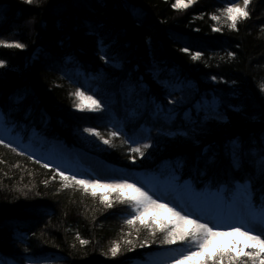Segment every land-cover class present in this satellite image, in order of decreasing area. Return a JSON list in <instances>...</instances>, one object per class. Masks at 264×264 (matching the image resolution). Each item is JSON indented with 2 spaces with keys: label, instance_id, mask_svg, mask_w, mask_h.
Segmentation results:
<instances>
[{
  "label": "trees",
  "instance_id": "16d2710c",
  "mask_svg": "<svg viewBox=\"0 0 264 264\" xmlns=\"http://www.w3.org/2000/svg\"><path fill=\"white\" fill-rule=\"evenodd\" d=\"M230 2L196 0L176 10L175 0H0V40L26 44L24 50L0 47L3 124L24 141H58L103 164L179 178L233 202L226 193L247 173L232 168V142L242 143L248 170L258 169L264 153V0H251L250 16L236 30L223 16L211 19ZM94 87L102 110H78L74 93ZM169 93L188 97L173 120L156 108L173 107ZM197 102L205 105L199 113ZM213 112L224 120L208 118ZM186 113L199 116L195 125ZM85 128L110 140L105 151L86 145L79 135ZM145 143L143 156L130 152ZM12 148L0 145L4 264H135L167 245L162 229L127 223L131 206L118 192L107 199L70 182L64 187L53 179L54 168ZM252 196L259 210L258 184ZM77 236L89 243L81 245ZM49 253L53 261H37Z\"/></svg>",
  "mask_w": 264,
  "mask_h": 264
},
{
  "label": "rangeland",
  "instance_id": "374dc122",
  "mask_svg": "<svg viewBox=\"0 0 264 264\" xmlns=\"http://www.w3.org/2000/svg\"><path fill=\"white\" fill-rule=\"evenodd\" d=\"M196 0H194L195 2ZM193 2V3H194ZM238 3H242V0H236ZM96 87L92 90V93H84V97L77 100V103L83 105V109L78 108L81 111L91 112V102L86 98L88 96L100 102V100L93 94L96 92ZM187 96L182 97V99ZM101 103V102H100ZM101 108L94 112H99ZM208 118H214L218 120H224L222 114L217 112L207 113ZM1 128L4 131H11L9 135L8 144L18 148L20 151H27L28 154L37 159L38 161L47 164L49 167L55 170L62 171L65 175L76 176L77 179L98 181L101 184H113L127 181L133 183L137 187L142 188L153 199L158 200L159 203L167 204L169 208H174L180 212L181 215H187L189 218L198 220L200 223H208L214 230L227 232L230 231L233 226L241 227V230L252 231L253 234H258L261 229L257 227L258 221L253 219L244 208L234 202H227L224 199L222 192L215 190H195L188 181H183L179 178H171L170 180L166 175L161 179V184H157L158 176L155 173H148L147 175L137 173L136 171H124L122 169L103 164L94 159L92 155L86 152L79 151L77 149H70L63 143L52 140L49 143L46 140L41 139H29L24 141L23 138L13 133L10 127H7L1 121ZM97 131V130H96ZM98 132V131H97ZM169 136H174L173 133H166ZM79 135L82 137L86 145L91 150L105 151L108 144L103 143V140L99 137L85 132L84 129L79 131ZM104 138V135L100 133ZM105 139V138H104ZM36 142H39L36 144ZM49 143V144H47ZM44 145L47 148L44 149ZM134 147H138L137 144ZM140 158V157H139ZM59 178V176H58ZM92 192L104 195L107 199L111 194L118 192L123 199H127L128 195H131V190H116L112 188H97L95 190L89 189ZM131 206V205H130ZM258 213V210L256 209ZM136 213L131 208V219ZM155 217V219H153ZM174 223L179 227H190L182 225L176 221V218L166 210H154L144 217L143 225H151L152 227H158L164 231L167 236V231L164 226L169 228L173 227ZM264 239V236H262ZM247 242L243 237L229 236L219 238L217 241V247H223L225 251L232 249L234 252L238 251ZM191 244L183 241H177L174 244H167L163 249L156 250L155 252L147 255L143 261H137L135 264H174L181 255L191 250ZM244 251H249V248L244 247ZM54 260V256L45 254L42 257H38L37 261L50 262ZM5 262L0 261V264ZM9 264H16L9 262ZM188 264H194L193 261H189Z\"/></svg>",
  "mask_w": 264,
  "mask_h": 264
},
{
  "label": "snow or ice",
  "instance_id": "6c2138e0",
  "mask_svg": "<svg viewBox=\"0 0 264 264\" xmlns=\"http://www.w3.org/2000/svg\"><path fill=\"white\" fill-rule=\"evenodd\" d=\"M194 0H175V3L171 5L173 9L183 10L190 5H192ZM25 4L33 5L38 4V0H24ZM251 0H242V3L232 0L227 6L221 10L220 15L213 14L211 19L214 21H220L221 17L228 22V27L236 30L238 22L241 20H246L249 18V5ZM213 31H220L219 28H213ZM0 47L4 48H15L19 50H24L26 44L20 42H7L0 40ZM183 52H189L188 48L181 49ZM192 59L197 60L200 58L201 53L195 52L192 53ZM229 55H235L234 53H229ZM100 59L105 63H108L107 54L103 53L100 55ZM6 62L3 59H0V68L5 67ZM213 80L216 79L215 76L212 77ZM264 90V85L261 86ZM74 95L80 99L84 97V93L77 90ZM167 104L172 105L171 109L165 111V106L163 102L160 105H157V111L168 120H173L176 118L175 113L177 108L184 104L185 99H176L172 93L168 94ZM91 102V109L95 111L101 108V103L93 97H86ZM197 108V113L201 110H204L205 105L197 102L196 105H193ZM77 108L83 109V105L80 103L76 104ZM215 111V109H212ZM185 119L187 123L195 125L199 119L197 115L196 119H193L190 113H186ZM85 132H88L92 135H95L103 140V143L110 144L109 139H104L99 132L94 128H85ZM110 136H117L116 132L110 133ZM0 145L11 148L10 144H5V142L0 139ZM149 145L147 143L138 147H131L130 152L138 154L140 156L144 155L143 149H147ZM231 153V165L232 168L238 172H246L247 175L240 177L239 179L244 180L243 183L237 182L233 188H231L226 195L236 204L240 205L246 210V212L257 220V227L261 229L258 234H253L255 229L252 231L241 230L239 226H233L230 231L222 232L214 230L213 227H210L208 223H200L198 220L189 218L187 215H181L180 212L176 211L174 208H169L167 204L159 203L158 200L152 198L146 191L142 188L137 187L133 183H128L127 181H122L120 183L113 184H101L98 181L77 179L76 176L65 175L60 170H54L53 179L56 176H59L60 180L63 182L64 187L69 186V182L72 186H79L80 189L84 192H87L89 189L95 190L97 188H112L118 191L120 190H131V195L127 196V199H121V203H127L131 205V208L136 213L132 219H128V224H134L136 221L143 223L144 217L154 210H166L171 213L173 217L176 218V221L180 222L182 225H187L190 227H177L174 223L173 227L169 228L167 225L164 226L167 231V236L163 240L165 244H174L177 241H183L191 244V250L187 251L185 254L181 255L177 260L174 261V264H188L189 261H193L194 264H264V204L259 206L258 213L256 212V205L253 203L252 192L256 185H259L261 193H264V153H262V158L260 159L258 169L248 170L246 168V161L243 155V146L239 141H233ZM15 148H12V151H15ZM23 155V153H20ZM44 168H48L47 164L43 165ZM47 183V181H45ZM108 207H112V204L109 203ZM155 219V217H153ZM155 235V229L152 232ZM229 236H238L243 237L247 242L243 247L238 251H233L229 249L224 250L223 247H217V241L222 237ZM79 243L81 245H87L88 240L81 239L77 236ZM129 245L132 243L130 240L126 241ZM143 247V245H141ZM244 247L249 248V251L245 252ZM120 251V245L114 244L110 248V253L112 257H116Z\"/></svg>",
  "mask_w": 264,
  "mask_h": 264
},
{
  "label": "bare ground",
  "instance_id": "6f19581e",
  "mask_svg": "<svg viewBox=\"0 0 264 264\" xmlns=\"http://www.w3.org/2000/svg\"><path fill=\"white\" fill-rule=\"evenodd\" d=\"M1 121H2V117L0 115V137L9 140L8 138H9V135H11V131H8V132L7 131H4L1 128V125H2V122Z\"/></svg>",
  "mask_w": 264,
  "mask_h": 264
}]
</instances>
